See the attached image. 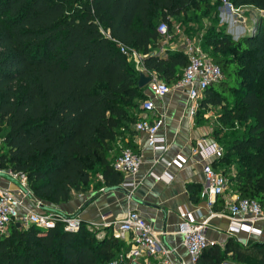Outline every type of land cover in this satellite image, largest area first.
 Segmentation results:
<instances>
[{
	"label": "trees",
	"instance_id": "trees-1",
	"mask_svg": "<svg viewBox=\"0 0 264 264\" xmlns=\"http://www.w3.org/2000/svg\"><path fill=\"white\" fill-rule=\"evenodd\" d=\"M229 1L264 11V0ZM190 8L193 17H202L210 2L0 0V169L24 174L31 194L49 206L87 190L95 175L94 189L119 186L123 176L113 162L120 147L132 148L123 136L133 131L140 102L148 98V87H138L140 71L120 45L144 54V69L172 85L188 56L152 54L160 39L157 27ZM201 40L223 74L199 102L200 108L222 109L216 117L221 126L212 131L224 149L218 166L236 159L235 172H222L229 189L264 207V90L244 88L243 75L251 59L256 72L264 70V28L260 24L253 34L232 39L211 27ZM235 124L244 128L242 134ZM190 197H196L195 189ZM97 232L84 223L73 232L61 222L46 230L12 222L0 235V264H105L123 243L109 230L102 238ZM228 256L264 264V242L242 245L230 237L223 247L205 248L198 264H221Z\"/></svg>",
	"mask_w": 264,
	"mask_h": 264
},
{
	"label": "built area",
	"instance_id": "built-area-1",
	"mask_svg": "<svg viewBox=\"0 0 264 264\" xmlns=\"http://www.w3.org/2000/svg\"><path fill=\"white\" fill-rule=\"evenodd\" d=\"M226 8H230L231 14L235 13L232 5L223 2ZM236 15V14H234ZM237 20V18H235ZM238 21V20H237ZM162 43L157 52L152 54L163 56L165 45L172 39L168 24L161 22L157 27ZM186 54L188 64L185 67L182 77L172 85H167L155 72L147 71L143 67L144 54L139 53L129 47L120 45V50L127 56L131 62L134 61L137 70L150 77L147 84L148 92L151 98L143 100L139 106L138 120L132 125L133 131L144 133L146 144L153 150L164 153L168 149V142L164 135L158 133L163 124V114L156 113L155 99L162 98L171 90L185 92L187 100L184 104L189 118L196 116L199 109V102L203 98L204 90L211 84L218 82L223 78L220 67L213 63L207 53L203 52L197 45V40L188 38ZM2 138H0V143ZM193 153L198 154L203 160L209 158H219L223 155V146L214 140L206 137H200L195 140L191 147ZM166 165V168L174 164H180L178 160H167L159 157ZM142 162L141 152L134 151L130 147H120V152L113 162L115 170L123 176V181L119 185L123 188H135L139 185L136 180V174ZM9 176L15 178L22 186L27 187V177L22 173L11 170H1ZM203 184L200 196L207 201L209 207L215 203L218 196L223 195L229 190L228 181L222 172L213 168L210 163L202 167ZM152 175L156 180L172 179V175L166 171L157 175ZM18 193H14L8 188L0 185V235L7 232L8 226L12 222H18L23 226L34 225L40 229L54 228L57 222H61L65 231H77L81 222L74 216H67L62 213L47 212L39 209L38 199L33 205L29 204L28 197L18 187ZM29 191V189H28ZM30 192V191H29ZM31 200V199H30ZM224 213L230 219L228 232L247 230L255 232L253 224L257 221H264V207L252 199H234L225 200ZM214 214V213H213ZM179 232L183 235V245L188 253L192 264H198V259L203 250L209 246L215 245L208 241L205 235L206 221L199 218L195 212L187 209L179 211ZM112 237L123 243L114 258L108 260L105 264H175L171 256L176 254L174 248L168 246L164 237L165 231H154L138 211L130 210L126 215L113 223ZM178 264H185L180 261Z\"/></svg>",
	"mask_w": 264,
	"mask_h": 264
},
{
	"label": "crops",
	"instance_id": "crops-1",
	"mask_svg": "<svg viewBox=\"0 0 264 264\" xmlns=\"http://www.w3.org/2000/svg\"><path fill=\"white\" fill-rule=\"evenodd\" d=\"M242 35L248 34H240ZM177 37L172 38L165 45L166 50L161 57H166L168 52H186L188 39L182 37V40H175ZM161 44L158 40L157 46L152 50L157 52ZM145 91L146 96L151 98L148 90ZM186 100L185 92L179 90H171L162 98L155 99V112L164 116L163 124L158 130V133L164 135L168 142V149L164 153L148 147L144 133L135 131L124 133V140L129 139L132 149L142 154V162L136 174L139 185L135 188L106 189L107 187L102 186L100 189L89 188L84 192L72 191L69 201L52 207L62 214L76 217L91 229L98 230L99 238H102L107 230L112 232L113 223L122 219L128 211L136 210L145 217L154 231L166 232L165 243L176 251V254L171 256L175 264L180 261L192 264L183 245V235L179 232V211L182 209L193 211L200 219L206 221V238L214 242L216 246L223 247L230 237L242 245L249 242H264V221H257L253 224L255 232L247 230H239L232 234L228 232L230 219L224 213V204L226 199L237 197L233 191L229 189L223 195L218 196L212 207H209L207 201L200 196L203 184V165L214 164L213 166L216 165L217 169L219 166L217 158L203 160L191 151V147L200 137L213 140L211 128L213 124L211 115L208 113L210 105L207 109L199 107L196 116L189 118L184 106ZM159 157L178 160L180 164L173 163L166 168L164 162L158 160ZM166 170L172 175L169 181L156 180L152 175L153 172L160 175ZM0 185L18 193L17 186L2 177H0ZM193 188L196 197L192 199L190 190L192 192ZM28 203L34 204L30 199ZM142 261L140 264H144ZM221 264L243 263L228 256Z\"/></svg>",
	"mask_w": 264,
	"mask_h": 264
},
{
	"label": "rangeland",
	"instance_id": "rangeland-1",
	"mask_svg": "<svg viewBox=\"0 0 264 264\" xmlns=\"http://www.w3.org/2000/svg\"><path fill=\"white\" fill-rule=\"evenodd\" d=\"M224 1L230 3L229 0H209L210 10L207 12L206 15H202V17H193L192 9L190 8L186 15L180 17V19L170 18L167 23L171 38H175L178 36L175 40H182V37L190 39L191 36L192 43L194 39H196L197 45L203 52L206 53V51L202 47L201 37L206 34L207 30L211 27H214L218 30H224L231 36L232 39H237L240 34H253L260 24L264 28V11H260L249 6L240 8L232 6L235 10V13L231 14V12L233 11H231L230 8H226V5H222ZM235 18H237L238 21ZM188 27L192 28L191 31H188ZM198 31L200 32L198 33ZM197 34H199L200 36ZM210 48L212 47L210 46L209 49ZM252 62V59L249 60L243 71V75L248 78V81L244 83V88L258 91L261 87H263L264 90V70L262 72H256L253 68V65H251ZM131 64L136 68V64L134 61H131ZM221 110L222 109L220 107L212 105L208 108V113L211 115V122L213 124V127H211L212 130L221 126L216 121V117L220 114ZM234 127L237 135L242 134V132H244V128L240 127L238 124H235ZM4 132V125H0V134H4ZM229 132L230 130L226 129L224 134H228ZM213 140L217 142V140ZM238 166L239 163L235 159L231 162L225 163V165H221L219 167L220 169H216L220 172H223V170L229 167L230 171L235 172V169ZM96 177L98 178V176L95 175L87 186V189L95 188L97 184ZM110 234H112V232H110Z\"/></svg>",
	"mask_w": 264,
	"mask_h": 264
},
{
	"label": "water",
	"instance_id": "water-1",
	"mask_svg": "<svg viewBox=\"0 0 264 264\" xmlns=\"http://www.w3.org/2000/svg\"><path fill=\"white\" fill-rule=\"evenodd\" d=\"M149 82H150V77L147 76V75H145L143 72H140L139 73V78H138V87L141 88V87L147 86V84ZM0 177L6 179L8 181H10L15 186H17L24 194H26L28 198H30L34 202L36 201V199L33 198V196L30 194V192L28 191V189L25 188L24 186H22L18 180H16L15 178L9 176L5 172H0ZM112 188L115 189V188H122V187L121 186H113V187H107L106 189H112ZM38 207H39V209H41L43 211L61 213L56 208H54L52 206H49L47 204L39 203L38 204ZM16 225L19 226V223L17 222Z\"/></svg>",
	"mask_w": 264,
	"mask_h": 264
}]
</instances>
